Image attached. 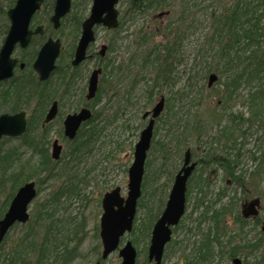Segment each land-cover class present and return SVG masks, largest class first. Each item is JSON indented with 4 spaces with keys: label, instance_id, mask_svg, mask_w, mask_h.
Masks as SVG:
<instances>
[{
    "label": "rangeland",
    "instance_id": "rangeland-1",
    "mask_svg": "<svg viewBox=\"0 0 264 264\" xmlns=\"http://www.w3.org/2000/svg\"><path fill=\"white\" fill-rule=\"evenodd\" d=\"M234 1L189 0L190 12L187 16L181 14L182 21L173 25L184 9V6L175 0L172 7L151 8L133 13V19L118 32L98 29L96 46L100 47L101 43L113 38L117 46L116 49L109 51L108 55L115 57V65H120V70L130 61L136 60L139 66L128 71L124 69L125 72L118 70L114 79L117 81L121 73L125 74V78L116 89L107 90V81L103 82L101 100L97 107L100 115L98 114L99 119L93 123L100 129L96 140L88 146L85 145L83 149L79 148L83 133L86 134L93 124L85 126L80 137L74 142H68L61 157L54 159L50 148L54 137L60 135L61 130L57 123L48 140L41 143L43 148L49 149L48 169L33 174L34 178L31 180L37 184L38 195L30 205V220L26 223H17L10 229L1 251L0 264H8L11 256L19 254L23 258L27 256L29 260H34L37 253L30 251L28 255L25 254L29 243L34 238L37 243H41L46 235L49 236L51 246L55 244L61 246L59 251L62 252L65 246L73 250L75 257L68 264H121L119 248L106 259L102 258L103 244L100 237L102 199L106 192L117 186L121 188V194L127 196L129 168L134 160L135 145L148 121L142 115L146 110L152 109L162 95L166 98V106L157 119L152 145L148 151L142 195L135 217L136 225H142L148 224L154 215L150 235L140 234L139 230L133 231V228L122 237L120 247L128 240L134 241L137 238V242H133L138 249L137 264L148 263L153 225L165 208L175 175L183 164L184 153L190 148L193 160L197 161L198 165L188 181L186 213L180 223L173 228V236L165 249L162 264L198 262L203 240L208 237L209 232L211 237L214 233L212 216L224 207L227 209L232 207L233 211L227 210L222 216L220 238L223 245L213 241L209 264H231L232 252L235 251L245 264H264L262 229L264 181L259 180L261 185L257 188L258 183L251 181L249 175V171L256 166L254 155H264L262 132L257 131L255 127L248 129L245 124L242 129L247 131L237 136L234 152L230 148H223L225 142L218 138L220 129L229 122L231 115L243 114L246 118L249 116L247 103L249 87L242 85L237 90L239 94L230 102L231 107H223L225 82L234 76L236 68L223 76L213 70L219 75V79L212 87L208 86L209 73L205 79L196 77L198 73L206 71L204 66L207 67L208 64L217 69L221 68L223 61L221 64L217 57V53H220V43L217 42L215 30L219 27H216L214 22L216 17L230 12ZM10 2L11 0H0V5L7 6ZM128 5L129 0H120L119 8L126 9ZM9 7L11 6L6 7L7 10ZM161 11L170 13L163 18L157 17ZM47 13L44 9L39 11L36 15L37 22L48 24ZM8 23L10 24L9 19ZM71 28L68 19L64 22V31L52 29V32L60 37L61 33H71ZM3 38L4 35H1L0 46L3 44ZM73 38V35L70 37L67 35L66 46ZM169 41L178 48L173 60L180 57V62L176 64L170 81L161 80L156 84L153 68L145 70L141 65L142 58L148 52L154 53L152 49L155 47L158 50L164 49ZM22 52V49L18 48L15 56L20 57ZM162 54L165 55L164 50ZM83 84L81 83V88ZM150 93L152 98H149ZM34 103L35 101L32 102ZM173 107L174 111L178 112V117L191 109L192 114L200 116L205 121L202 137L199 139L192 137L185 143L176 144L175 140L167 136L165 122ZM26 110L29 111L28 108ZM216 112L223 115L222 121L214 119ZM239 132L240 129L236 130L237 134ZM32 135L34 136L32 132L28 134L29 140L33 139ZM34 139L40 142L37 135ZM23 142L22 138L17 137L5 141L2 145L4 149L21 146L25 153L23 159L27 160L24 162L25 170L33 171L37 168L41 156ZM160 143L165 144L164 149ZM226 146L231 147L232 142H227ZM210 147L218 153H223L230 160L236 158L239 152L235 168L238 174L241 170H247L245 186L235 183L220 164L209 160L210 156L207 155ZM11 190V182L5 181L0 188V206L10 196ZM223 192L225 194H222ZM256 196L262 198L260 212L262 222L256 225L254 217L246 218L247 224L241 229L236 216L238 213L241 214L243 202ZM229 239H232L231 242ZM249 239L252 242L256 239L259 245L252 249L248 248L245 243H248ZM55 257L56 253L53 252L48 262H52ZM61 261L60 257L57 263L60 264ZM149 263L152 264L150 261Z\"/></svg>",
    "mask_w": 264,
    "mask_h": 264
},
{
    "label": "trees",
    "instance_id": "trees-1",
    "mask_svg": "<svg viewBox=\"0 0 264 264\" xmlns=\"http://www.w3.org/2000/svg\"><path fill=\"white\" fill-rule=\"evenodd\" d=\"M15 1L16 0H11L7 6L0 5V37L1 35H4L5 38L9 29L6 7L12 6ZM91 1L92 0H73L72 10L63 19L62 29L60 31H64V22L69 19L72 26L71 34L77 38L81 22L87 13L88 5ZM188 2L189 0H185L183 12L189 9L186 7ZM166 3H168L167 0H131V6H129L130 11L128 13H136L137 10L142 9L143 7L146 10L153 7L161 8ZM54 4L55 0H44L43 3L42 9L48 12L46 19L48 23L47 33H51L52 30L50 16L53 11ZM214 24L216 27H219V29H215L217 31V42L220 43V53H217V57L221 61V64L223 61V64L219 69L211 64H208L207 67L204 66L206 71L204 73H198L196 77L197 79H205L207 74L213 70H216L221 76H223L225 73L236 68L234 76L225 82L226 88L222 95L223 107L230 106V102L239 94L237 90L240 89L242 85L249 87L247 93V103L250 111L249 116L246 118L243 117V114L231 115L228 119L229 122L222 126L218 135V138L225 142L223 148H230L234 152L236 149V146L234 145L237 142V136L247 131L242 129L245 124H247L248 129L255 127L257 131H261L262 138L264 139V0H235L230 12L221 17H216ZM44 38V35H37L33 37L30 45L26 49L22 50L23 52L20 56L21 61L25 62L24 69L17 70L13 77L0 83V114L7 111L15 113L26 109L35 98L41 99L38 101L40 104L46 103L44 99L42 101V98H44L45 95L38 93V90L46 87V85L39 79L38 74L32 68V62L36 58ZM152 50H154V53L148 52L143 55V62L141 64L142 67L145 68V70L147 68H153L155 72L156 84L161 80L163 82L170 81V76L175 71L176 64L180 62V57L173 60L178 48L169 41L168 44L165 45L164 49L158 50V48L155 47ZM163 50L165 51V55L162 54ZM129 64L130 70L139 66V63L136 62V60L135 62L130 61ZM122 74L123 73L118 76L115 84L109 81L108 76L104 77V82L107 81L109 83L107 84V90L116 89L118 85H120L124 79ZM100 98L101 91L98 94V99ZM149 98H152L151 93L149 94ZM167 103L168 107H170V100H168ZM171 112L172 113H170L169 118L165 122V126H167L168 129L167 136H170L171 140H175L176 144L185 143L192 137H197L199 139V137L204 133L205 121H203L200 116L192 114L191 109L184 111L183 114L180 115L181 117H178L179 114L174 111V107L171 109ZM97 113L100 115L99 111ZM214 119L220 122L223 119V115H219L216 112ZM238 129H240V132L237 134L236 130ZM28 132L29 129L26 133H24V135L19 137L24 140L23 144L30 147L33 146L35 152L40 150L44 153L41 142H36L31 139L29 140ZM99 134L100 129L98 128V125H93L86 134L83 133V139L79 148L83 149L85 145L88 146L92 143V141L98 138ZM11 139L13 138L3 137L0 142V188L7 180L11 182L12 188L10 196L7 198L5 203L0 206V217H2L7 210L8 201L13 197L18 187L34 178L33 174H39L47 170L50 160L47 155H42L39 163L37 164V168L33 171L27 172L25 170L24 163L27 162V160L24 161L23 159L25 153L21 150V146H14L7 149L3 148L2 144ZM227 142H232V146H226ZM161 148L164 149L165 144L162 143ZM237 155H239V152ZM207 156H210L209 160L220 164L235 183L240 186H245L247 170H241L239 174L237 173L235 168V163L237 161L235 157L230 160L223 153L216 152L213 147H210V151H208ZM253 159L256 161V166L253 170L249 171V175L251 177V181L254 183L257 182L259 185H257V188H260L261 184L259 180L262 179V181H264V155H254ZM201 161H204V159H201ZM222 194L225 193L223 192ZM188 195L189 191L187 192V196ZM227 210L230 212L233 211L232 207L228 209L227 207H224L223 210L213 214L212 219L214 220V233L211 237L209 232L208 237L203 240V244L199 249V256L197 259L198 262H195V264H209L208 261L210 260L213 252V241H217L220 245H223V240L220 238V228L222 216ZM153 217L154 215L151 217L148 224L136 225L135 222L133 231L139 230L140 234L149 236L150 229L153 224ZM236 218L240 223L241 229L245 228L247 219H245L240 213H238ZM254 220L256 225L262 222L260 216L255 217ZM6 238L0 246V255ZM136 240L137 238H135L133 242L136 243ZM231 240L232 239H229V242H231ZM249 240L248 243H245L248 248L252 249L259 245V241L256 239L253 242L252 240ZM51 244L52 243L49 240L48 235H46L45 239L41 243H37L34 238L29 243L25 254L28 255L31 251L33 253H37V257L31 261L27 258V256L23 258L21 254H19V256L13 255L11 256L8 264H59L57 262L60 257L62 258L60 264H68L75 257L73 250L67 248V246H65L61 252L59 251V248L61 247L59 244H55V246H51ZM53 252L56 253V257L52 262H48V258ZM236 256V251L232 252L231 257L234 258ZM147 264H150L149 261Z\"/></svg>",
    "mask_w": 264,
    "mask_h": 264
},
{
    "label": "water",
    "instance_id": "water-1",
    "mask_svg": "<svg viewBox=\"0 0 264 264\" xmlns=\"http://www.w3.org/2000/svg\"><path fill=\"white\" fill-rule=\"evenodd\" d=\"M73 0H56L51 15V22L55 29L60 28L62 18L72 9ZM44 0H16V3L7 10L10 21L9 30L0 48V82L11 78L19 62L14 56L17 46L26 48L34 34L41 33L44 25H38L36 29L31 28L32 18L42 7ZM119 0H93L91 12L82 24V34L79 39L73 64L76 65L86 57V52L95 41L94 27L103 24L108 28L119 25L117 4ZM62 41L60 38L49 37L40 48L37 58L33 64L39 74L40 80H46L56 67V60L61 52ZM106 45L101 53L104 55ZM25 66L21 63V67ZM100 70H95L89 82L88 97L92 98L98 90ZM219 79L216 72L208 76V86ZM166 98L164 95L155 103L151 110L143 113V118H149L146 126L141 130L138 142L135 145L134 160L129 168V182L127 196L121 194V188L115 187L104 194L102 200L103 213L100 220V237L103 244L102 258H107L115 251L121 242V238L132 231L137 212L138 200L142 195V182L145 172V164L148 151L154 136L156 119L165 108ZM57 113V106L50 109L46 121H50ZM91 117V112L83 108L79 113L68 115L65 120V134L74 138L83 121ZM26 111L15 113L3 112L0 114V141L4 136L18 137L26 132ZM62 146L57 140L54 141L52 157L59 159ZM197 162L192 161V150L186 149L183 165L175 175L165 208L153 225L151 239L148 249V259L152 264H162L165 249L171 241L173 227L178 225L186 213L188 180L192 175ZM38 194L36 182L30 180L22 184L12 198L8 209L0 218V245L10 228L17 222L26 223L30 219L29 208ZM262 198L260 196L246 200L242 204L241 213L244 218L257 217L261 212ZM264 230V221L262 224ZM122 258L121 264H137L138 249L132 240H128L119 249ZM231 264H245L243 259L236 256Z\"/></svg>",
    "mask_w": 264,
    "mask_h": 264
},
{
    "label": "flooded vegetation",
    "instance_id": "flooded-vegetation-1",
    "mask_svg": "<svg viewBox=\"0 0 264 264\" xmlns=\"http://www.w3.org/2000/svg\"><path fill=\"white\" fill-rule=\"evenodd\" d=\"M167 1H168V3H166L163 7H172L173 6L172 3H174L175 0H167ZM176 1L180 2L181 6H184L185 0H176ZM92 3H93V0L91 1L90 8H89L88 12L86 13L84 19L81 22L80 31L78 32V37L75 38L73 35L74 38L72 39L71 42L68 43L67 46L65 44V41L67 39V35L69 37H70V35L72 36L71 33H68V34L67 33H65V34L61 33L60 35H62V36H60V37L55 36L54 33L52 32V30H51V33H47L48 24L37 22L36 15H38V12L41 11V9L43 8V5H42L41 9L39 11H37L32 18V23H31L32 29H36V27L38 25H44L43 31L41 33L33 35V37L37 36V35L38 36L44 35L45 38H44L42 45L44 44V42L49 37L60 38L62 41L61 52H60V54L56 60V67L53 70V72L51 73V75L46 80H41L45 83L46 87H43L42 89L38 90V93H42L43 95H45V97L42 98V101L44 99L46 103L40 104L38 101H40L41 99L35 98L34 100L31 101L30 105L28 106L29 111L26 110L27 130L29 129L28 134L30 132H32L34 134V136L37 135V137H38L37 140H39L41 143H44L48 140L49 134L52 131H55L54 126L57 127V123H58L61 131H60V135L54 137V139H53L52 146L50 148L51 156H52L53 144H54L55 140H57L58 143L62 146V151H61V154H62V152L65 149L66 144L68 142H74L80 137V135L83 132V127L89 126L98 120L99 115L97 113L98 112L97 107H98V103L101 100V98L98 99V94L100 91H102L104 77L108 76L109 81L111 83L115 84L117 81H116V78L114 79V75H116L117 71L118 70L124 71V69H126V71H128V69H130L129 68L130 62H128L125 66H123L122 70H120L119 69L120 65H118V66L115 65V61H114L115 57L113 58V57L108 55L109 51L116 49L115 47L117 46V44L115 43L113 38H111L108 42L101 43L100 47L96 46V42L98 40V29H103L107 32H109V31L118 32L120 29H122L125 26V24L128 21H131L133 19L132 14L128 13L130 11L129 6H131L130 5L131 0H129V5L126 9L119 8V3H120V0H119L118 4L116 6L118 11H119V14H118L119 25L117 27L108 28L107 26H104L103 24L95 25V27H94L95 41L91 42V44L89 45L87 52H86L85 59H83L81 62H79L76 65L73 64V60L75 58V53H76V48H77L79 39H80L81 34H82V24L91 12ZM54 6H55V4H54ZM190 6H191V4L187 5L186 7L190 8ZM149 9H151V8H149ZM53 10H54V8H53ZM142 10L145 11L146 9H144V7H143L142 9H139L136 12L142 11ZM189 10L190 9H188L185 12L182 11L180 13V15L178 16L177 20L174 21L173 25H176L177 22L182 21L183 17L181 16V14H183L184 16L185 15L187 16V14L190 12ZM169 13H170V11H161L157 17L163 18V17L167 16ZM52 14H53V11H52L51 15ZM129 17H131V18L129 20H127V18H129ZM63 19H62V24H63ZM50 21H51V16H50ZM51 24H52V29H55L52 22H51ZM62 24H61L60 28H58V30L62 29L61 28ZM189 27H190V25H189ZM33 37H32V39H33ZM104 44L106 45V51H105V54L103 55L101 53V49H102V46ZM42 45H41V47H42ZM0 48H1V46H0ZM18 48H20L22 50L26 49V48H21V47L17 46V49ZM37 55H38V53H37ZM14 56H15V52H14ZM15 57H17V56H15ZM36 58H37V56H36ZM36 58L32 62V68L33 69H34L33 64H34ZM18 59H19V62L17 63V65L15 67L14 74L17 70H19V69L23 70L25 67V66L23 68L21 67V63L25 64V62H22L20 57H18ZM98 69L100 70L98 90H97L96 95L94 97L89 98L88 97L89 82H90V79H91L93 72L95 70H98ZM122 77L125 78V74H122ZM81 83H84L82 85V88L80 86ZM107 84H109V83L107 82ZM33 101H35L34 104H32ZM53 105L57 106V113L53 117L52 120L47 122L46 117H47V115H48V113H49V111ZM83 108H87L90 110L91 117L88 118L87 120L83 121L82 124L80 125L78 131H77L76 136L74 138H70L69 136H67L65 134V120L68 117V115L79 113ZM93 125H95V124H93ZM34 136L32 135L33 139H31L33 141H35ZM30 148L33 149V146H31ZM42 149L44 150V153H42L40 150L36 151V153L39 154L40 156L47 155L48 154L47 152H49V149L48 150L45 148H42ZM193 161H195V160H193ZM195 162H197V161H195ZM197 165H198V162H197Z\"/></svg>",
    "mask_w": 264,
    "mask_h": 264
}]
</instances>
